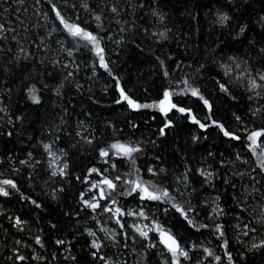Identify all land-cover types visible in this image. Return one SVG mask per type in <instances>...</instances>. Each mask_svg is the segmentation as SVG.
<instances>
[{"label": "trees", "instance_id": "16d2710c", "mask_svg": "<svg viewBox=\"0 0 264 264\" xmlns=\"http://www.w3.org/2000/svg\"><path fill=\"white\" fill-rule=\"evenodd\" d=\"M113 6L118 14L111 12ZM53 7L69 22L103 37L111 74L90 46L68 35ZM154 12L164 16L163 22ZM218 13L231 17L225 26L217 22ZM97 14L100 22L94 19ZM262 17L264 0H0L5 29L0 33V108L5 109L0 112V180L17 185L8 189L9 196H0V264H105L91 255L95 249L89 231L103 244L99 254L115 264H170L171 254L158 243L156 231L149 232V240L134 231V225L150 228L157 223L189 250L190 259L181 257L180 264H229V254L231 264H264V247H253L264 244V172L248 140L252 132L264 130V88L250 89L248 77V72L252 77L264 73ZM241 26H246L242 35ZM162 31L166 39L159 36ZM116 78L140 104L159 102L165 90L197 88L211 104L210 113L190 91L174 94L172 102L205 124L218 122L240 139L225 136L214 125L201 129L174 109L165 118L158 110L134 111L126 102L117 104ZM32 86L39 104L28 98ZM166 119L173 126L161 136ZM116 142L141 149L134 166L126 158L105 163L100 157L101 149ZM262 143L264 136L259 138ZM45 144L58 157L56 169L68 164L63 178L51 176L52 158ZM92 168L103 175L88 177ZM200 170L214 174L211 182ZM117 175L139 178L155 185L153 190L167 189L170 197L141 201L138 193L127 195L130 185L118 183L113 207L142 210L148 217H122V230L110 213L93 212L80 199L81 193L86 200L98 198L97 191L88 190L90 183L83 182L86 177L96 182ZM173 204L192 209V224ZM217 204L222 215L213 212ZM10 217L25 221L23 231ZM216 225L223 226V236ZM122 231L128 233L126 242ZM113 232L119 243L108 238ZM36 237L43 247L35 243ZM58 239L71 243L58 246ZM151 243L157 246L149 247ZM16 254L26 259L19 261ZM69 255L76 259H65Z\"/></svg>", "mask_w": 264, "mask_h": 264}, {"label": "snow or ice", "instance_id": "6c2138e0", "mask_svg": "<svg viewBox=\"0 0 264 264\" xmlns=\"http://www.w3.org/2000/svg\"><path fill=\"white\" fill-rule=\"evenodd\" d=\"M68 0H65V3H67ZM244 2H247V0H244ZM86 11L89 10V7L87 5V3H82L81 5ZM73 7H75L73 5ZM53 11H55L56 17L59 20L60 24L63 25V28L67 31L68 35L71 36L73 39L77 40V41H83L84 42V46H90V49L95 53V55L98 57L99 60V64L101 67H103L106 71L110 72V69L108 67V64L105 61V56H104V48L101 47V41L103 39V37H100L98 34H94L88 30H86L85 28L81 27L79 24L73 23V22H69L68 20H66L63 16V14L56 10L55 7H53ZM118 9L113 6L111 8V12L112 13H117L118 14ZM154 15H157L160 19L161 22H163L164 16L161 15L160 13H153ZM78 18V17H77ZM94 19L98 22L101 21V15L97 14L94 16ZM231 19V17L227 14V13H218L217 14V22L221 25V26H225L226 23ZM261 20H264V17L261 18ZM100 27H102V24L99 25ZM5 29L3 27L2 24H0V33L4 32ZM246 31V26H241L240 28V34L242 35L244 32ZM155 35V33H154ZM159 36L162 38H167L166 36V32H160ZM261 51H264V49H262ZM71 56V52L68 53ZM161 64L163 65V61H161ZM64 67H68V65H64ZM237 67H239V64H237ZM167 72H165V75L167 76ZM227 74V73H226ZM68 76H72V72L68 73ZM243 74L241 75L240 78H242ZM248 77H249V87L252 90L255 89H260V88H264V73H257L256 77H252L251 73L248 72ZM117 79V87L119 89V94H120V99H118L116 101L117 104L122 103V102H126L128 107L131 108L134 111H139L140 109H147V108H154L158 111H160L163 116L165 118H167L168 113L170 111H172L173 109L176 110L177 112L181 113V114H186L190 117L191 122L193 124H196L199 126V128L201 129H206L210 126H215L218 127L220 129L221 132H223V134L227 137H230L232 139L235 140H239L240 137L234 135L233 133L228 132L227 130L224 129L223 125L219 124L216 121H212L211 125L205 124L203 122H201L199 119L196 118V116H194L191 112L190 109H185L183 107H179L177 104L172 102V97L174 94H184L185 92H189L192 96L198 97L200 100L203 101L204 105L207 107L209 113L211 112V104L209 103V101L207 99H205L199 92V90L197 88H191V87H185V89L183 90V92H176L174 93L171 90H165L163 93V99L160 100L158 103L155 104H140L136 101H134L132 98H130L125 90L120 87V82L119 79ZM258 81H260V83H258ZM182 83L184 85H188V81L187 80H183ZM221 89L222 91L227 92V88L224 87L223 85H221ZM38 90L35 88V86H32L29 90H28V98L32 101L33 104H39L40 103V97L37 94ZM57 94H59V91L57 90ZM256 95L259 96L260 93L256 92ZM5 111L4 108H0V112ZM259 111V109L257 110ZM207 119H211V116L207 117ZM237 119H239V117H237ZM172 122L171 120H165V123L163 125V127L160 129V135H166V129L171 128ZM9 136L12 135L11 132L8 133ZM77 135H80V133L78 132ZM264 136V130L261 131H256V132H252L251 134L248 135V140L251 142V144L255 147H260L261 145L258 143V138ZM83 138V137H82ZM86 139V138H85ZM194 139H200L199 137H196ZM86 142L91 144L92 140L91 139H86ZM255 147H253V152H255ZM45 151H47L50 155V157L52 158V163L50 164V167H52V171H51V176L56 177L57 175H59L60 177H64L66 175V170L68 168V164L64 163L59 169H56L55 167V163L58 160V157L56 156V153L53 152L51 150V146L48 144L44 145ZM109 149H111V153L109 151ZM109 149H101L99 152L100 157L102 158H106L105 159V163H110V159H116V158H126L131 165H135L136 163V158H135V153H138L141 151V149L138 146L132 145V144H124V143H112L109 146ZM29 155H31V153H29ZM261 157H264V151H262L260 153ZM21 163H28L27 161H21ZM112 168H115L116 165L114 163H111L110 165ZM259 167L261 169L262 172H264V159L260 160V164ZM134 171L136 173H139V169H134ZM150 173H152L153 175H156L157 173L155 172L154 169H149L148 170ZM161 172L164 171V169H160ZM93 173L97 174V175H103L101 172H99L98 169L92 168L89 170L88 172V177H90ZM132 173H129V175H131ZM200 174L205 178V181L207 182H211V179L213 177V173L212 172H205L204 170H200ZM186 178V175H185ZM85 183H90V188L88 189L89 191H97L98 192V198L97 196H93L91 199H84V196L86 195V193H81V202L83 203L85 208L91 209L93 212H96L97 209H100L101 212H106V213H110L112 217L115 218V223L120 226V228L123 230L125 225L124 223H122L121 218L124 216H133V217H140L143 219H148L147 215L142 211V210H133V211H128L125 212L121 207H113L114 205L117 204V200L115 198H111L112 197V193L116 192L117 190V186L118 183H123V184H128L130 185V188L127 191V195L131 196L133 194L138 193L139 194V199L141 201H161L162 198H169L170 197V193L167 189H162V190H153L156 188L155 185H151L149 186L148 184H146L144 181H142L141 179L137 178V179H125L122 178L121 176L117 175L114 179L113 178H108V177H103L100 181H96V182H90L88 180V178L86 177L85 180L83 181ZM101 185H103L104 187H101ZM16 189L17 185L9 179H4V180H0V196H4L7 197L10 195V192L8 191V189ZM60 191H63V189H60ZM120 195H125L124 192L119 193ZM55 198V197H54ZM100 200H104V201H109V203H106L104 205H101L99 203ZM216 200H219V197H216ZM166 202V201H165ZM31 203L33 205H35L36 208H40L41 205L36 202L35 200H32ZM173 207L176 208V210L178 212L181 213V215L184 216V218L186 220H188L189 224H192V220L189 218L188 216V212L192 211V209H188L185 210L184 208H182L179 205L173 204ZM165 211H167V209H165ZM213 212H215L217 215H222L223 214V209L219 208V205L217 204V208L213 209ZM14 220V225L20 230L23 231L22 225L25 223V221H22L20 218L16 217V218H11ZM261 223H264V214H262L261 216ZM52 227H55V225H52ZM134 231L143 239L145 240H149V232L150 231H156L159 235V241L158 243L163 244L164 248L167 249L168 253L171 254V261L170 264H180V258H184L185 260L190 259L189 257V250L182 247V245L177 241V239L171 234V232L169 231H165V229L163 227H161L158 223L155 224L153 227H148L145 226L144 228H141L140 226L134 225ZM201 227H207L206 225H201ZM223 226L222 225H216V231L220 234V236H223V230H222ZM245 228L247 229V225L245 226ZM147 229V230H145ZM102 231H107L105 229H101ZM250 231H256V229H250ZM245 235H247V231L244 233ZM88 235L91 237H94V239L90 242V247L92 249H95V251H93L91 253L93 259H99V260H103L105 262V264H115V262H112L110 260V258L104 256V255H100V250L103 247V244L100 242L99 238H96V233L89 231ZM118 234L113 232L108 238L111 239L114 243H119V241L116 240V236ZM119 235H123L125 242L127 241V239H129L128 233L126 231H122L121 233H119ZM35 243L40 245L41 247H43V242L41 240L40 237H36L35 238ZM71 241H66L63 239H58L56 240V244L58 246H65L67 244H70ZM125 246L126 243H125ZM149 247H156L157 244L156 243H151L148 245ZM227 246V242L225 241V247ZM253 247H264V244L262 245H253ZM66 252H71L70 248H65ZM205 252H207V254L209 256H212L213 253L208 251L207 249H205ZM16 258L19 261H24L26 259V257H24L23 255H19L16 254ZM55 258V257H53ZM9 259H11V257H9ZM33 259H37V260H41L43 259L40 256H35L33 257ZM65 259H71V260H75V256H66ZM220 258L216 257V260L218 261ZM229 259V264H231V255L229 254L228 256Z\"/></svg>", "mask_w": 264, "mask_h": 264}, {"label": "rangeland", "instance_id": "374dc122", "mask_svg": "<svg viewBox=\"0 0 264 264\" xmlns=\"http://www.w3.org/2000/svg\"><path fill=\"white\" fill-rule=\"evenodd\" d=\"M156 103H158V102H156ZM152 104H155V103H152ZM151 109H154V108H151ZM154 110H156V109H154ZM259 138H260V137H259ZM259 138H258V143H259ZM253 147H255V146L252 145V148H253ZM262 151H264V143H262L260 147H255V153H256L257 157H258L260 160H261V159H264V157H261V156H260V153H261Z\"/></svg>", "mask_w": 264, "mask_h": 264}, {"label": "water", "instance_id": "95a60500", "mask_svg": "<svg viewBox=\"0 0 264 264\" xmlns=\"http://www.w3.org/2000/svg\"><path fill=\"white\" fill-rule=\"evenodd\" d=\"M178 241V240H177Z\"/></svg>", "mask_w": 264, "mask_h": 264}]
</instances>
